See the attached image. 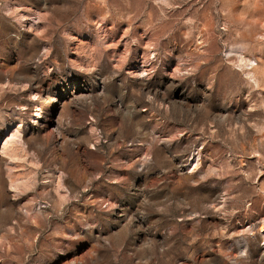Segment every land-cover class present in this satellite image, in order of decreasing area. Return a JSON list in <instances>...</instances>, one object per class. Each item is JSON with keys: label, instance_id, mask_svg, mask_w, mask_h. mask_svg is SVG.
<instances>
[{"label": "rangeland", "instance_id": "obj_1", "mask_svg": "<svg viewBox=\"0 0 264 264\" xmlns=\"http://www.w3.org/2000/svg\"><path fill=\"white\" fill-rule=\"evenodd\" d=\"M0 185V264H264V0H0Z\"/></svg>", "mask_w": 264, "mask_h": 264}, {"label": "bare ground", "instance_id": "obj_2", "mask_svg": "<svg viewBox=\"0 0 264 264\" xmlns=\"http://www.w3.org/2000/svg\"><path fill=\"white\" fill-rule=\"evenodd\" d=\"M80 88H78L77 86L72 87L71 90H67L65 92V94L62 95H58L57 97H55L54 99L57 100L60 104H62L63 107H65L66 105H68L72 99L74 97H76L75 95L78 93ZM91 85H87L85 86L83 89H81L79 96H83L85 98V102H89V103H93V97L91 94ZM51 95L48 94V97H50ZM60 118V117H59ZM57 128L59 129V131L62 130V126L58 121L57 124ZM16 131H13L12 134L6 138L4 140V144H3V149L6 153H8L11 158L14 161V173L13 175L15 176L14 179H12V183H14L15 185H13L14 189L17 190V186L20 185L19 183V179H21V175L24 174V172H22V170H19V162L21 161V159L23 158V151H22V145L21 143L17 140V134L15 133ZM10 137H13V139H9ZM1 186V185H0ZM2 192V191H1ZM261 232L264 235V227H261Z\"/></svg>", "mask_w": 264, "mask_h": 264}]
</instances>
